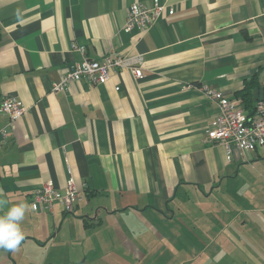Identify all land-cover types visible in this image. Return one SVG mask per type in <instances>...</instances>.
Returning <instances> with one entry per match:
<instances>
[{
    "label": "crops",
    "instance_id": "1",
    "mask_svg": "<svg viewBox=\"0 0 264 264\" xmlns=\"http://www.w3.org/2000/svg\"><path fill=\"white\" fill-rule=\"evenodd\" d=\"M134 2L154 0H0V101L28 108L14 122L0 111V215L29 205L0 264H207L227 213L264 209L232 205L225 190L264 166V145L229 158L205 142L218 104L199 89L245 110L236 91L258 71L264 97V0H160L164 13L128 32ZM113 50L142 54L143 76L119 69L53 90L83 57ZM71 178L83 194L73 212L33 205L47 181L65 190Z\"/></svg>",
    "mask_w": 264,
    "mask_h": 264
},
{
    "label": "built area",
    "instance_id": "2",
    "mask_svg": "<svg viewBox=\"0 0 264 264\" xmlns=\"http://www.w3.org/2000/svg\"><path fill=\"white\" fill-rule=\"evenodd\" d=\"M165 8L160 0H154L151 6L143 2H134L129 8L123 30L128 32L146 30L155 19L164 13ZM72 46L84 51L83 47H77L74 43ZM142 66L143 56L140 53L123 55L113 50L101 59L85 56L71 67L62 79L54 83L53 90L66 91L70 81L85 80L91 85L102 84L107 82L111 74L119 69H130L135 77L141 78L143 76ZM199 89L218 104V113L207 129L205 142L223 145L229 158L233 148L246 154L254 152L257 146L264 145V97L256 101L254 114L248 115L222 90L208 85H200ZM27 109L22 100L15 95H5L0 101V111L9 115L11 122L21 118ZM3 136L6 137L5 130ZM82 197L83 194L73 178L69 180L65 190H60L52 180H49L35 192L32 202L42 212L52 210L55 203H60L67 213H71L77 201Z\"/></svg>",
    "mask_w": 264,
    "mask_h": 264
},
{
    "label": "rangeland",
    "instance_id": "3",
    "mask_svg": "<svg viewBox=\"0 0 264 264\" xmlns=\"http://www.w3.org/2000/svg\"><path fill=\"white\" fill-rule=\"evenodd\" d=\"M225 190L231 193V196L226 198L232 199V205L237 207L240 205L242 209L264 208V166L261 165L254 171L243 170L239 180L225 183ZM214 196L210 197L212 207L216 203ZM192 199L195 200L196 197L193 196ZM259 210L254 212L251 218L248 216L250 212L244 210L226 214V220L233 222L224 230V239H220V242L215 241L216 244L210 246L208 254L216 255L210 256L207 264H264V209ZM217 214L213 212L210 217H217ZM235 215L237 218L234 217ZM206 259L202 256L198 262Z\"/></svg>",
    "mask_w": 264,
    "mask_h": 264
},
{
    "label": "clouds",
    "instance_id": "4",
    "mask_svg": "<svg viewBox=\"0 0 264 264\" xmlns=\"http://www.w3.org/2000/svg\"><path fill=\"white\" fill-rule=\"evenodd\" d=\"M17 14L19 15V12ZM28 208L27 203L21 202L12 205L0 215V248L11 250L19 245L23 239L20 222L24 219Z\"/></svg>",
    "mask_w": 264,
    "mask_h": 264
},
{
    "label": "trees",
    "instance_id": "5",
    "mask_svg": "<svg viewBox=\"0 0 264 264\" xmlns=\"http://www.w3.org/2000/svg\"><path fill=\"white\" fill-rule=\"evenodd\" d=\"M261 84L260 72H255L246 78L242 88L236 91L238 100L243 104L248 115H252L256 109V91Z\"/></svg>",
    "mask_w": 264,
    "mask_h": 264
}]
</instances>
